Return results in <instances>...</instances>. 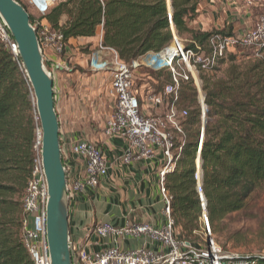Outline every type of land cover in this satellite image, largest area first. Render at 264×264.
Listing matches in <instances>:
<instances>
[{"label":"trees","instance_id":"16d2710c","mask_svg":"<svg viewBox=\"0 0 264 264\" xmlns=\"http://www.w3.org/2000/svg\"><path fill=\"white\" fill-rule=\"evenodd\" d=\"M198 4V0H170L169 6L166 0H63L44 20L62 34L66 46L72 40L97 38L100 32L101 47L113 50L119 62L129 65L171 43L169 13L177 36L189 38L205 55L210 53L212 35L235 36L231 26L228 33L192 29ZM22 6L35 26L38 20ZM239 58L244 61L238 62ZM149 71L161 91L171 82L166 70ZM199 79L207 107L200 182L212 233L218 223L242 211L264 185V60L256 59L252 50L235 49L219 58L211 71H200ZM177 107L190 110L181 122L186 142L174 171L165 177V188L178 239L195 244L202 218L194 180L200 111L191 80L180 83ZM38 131L33 93L18 57L0 43V264H33L23 244L22 201ZM242 261L264 264V256Z\"/></svg>","mask_w":264,"mask_h":264},{"label":"built area","instance_id":"2783aa9c","mask_svg":"<svg viewBox=\"0 0 264 264\" xmlns=\"http://www.w3.org/2000/svg\"><path fill=\"white\" fill-rule=\"evenodd\" d=\"M61 1L63 0H25L27 9L32 10L31 14L38 20L37 24L32 26L36 30L44 60L51 51L57 58L63 59L67 49L62 34L52 29L44 20L51 9ZM255 1L245 0V6H252ZM166 3L169 6L170 0H166ZM169 26L173 38L171 43L160 52L149 54L143 60L129 65L121 63L113 50L103 49L99 42L97 52L92 54L89 63L91 71H103L110 77V95L114 97V107L105 122L103 136L124 142L126 148L122 161L129 163L133 159H148L155 152L160 153L161 167L158 178L159 194L165 215L164 225L160 228L150 224H126L123 227H113L108 223H100L91 233L97 237L109 239L114 246L97 252H87L84 248L74 247L70 242L73 264L243 263V259L240 262L235 261L234 256L224 253L213 242L206 218V202L201 191L199 157L207 107L199 72L211 71L217 60L232 49H250L256 59L264 60V6L257 24L241 36L212 35L209 40L208 55H205L197 44L193 42L186 44L177 36L170 13ZM0 43L5 45L14 57H18L13 38L1 18ZM190 44L193 46L190 47ZM101 52H107L110 59L105 55L98 57L97 54ZM142 66L153 72L166 70L170 74L171 82L158 93L144 86L139 87L138 91L135 90L133 71ZM50 70L53 74L64 71V64H54L50 66ZM189 80L195 87L200 111V139L195 155L194 172L202 211L200 232L202 244L200 245L178 239L174 223L170 218V197L165 188V177L174 171L186 142V133L178 119H185L188 111L178 110L177 102L180 83ZM40 140V131H38L33 148L34 160L31 175L22 201L23 244L33 264H50L46 240L47 183L42 168ZM71 152L83 160L84 171L80 180L68 185V196L76 195L87 187L96 188L108 176L110 169L106 157L94 144L78 140L72 145ZM127 237L142 239V247L129 251L118 249L116 245ZM156 245L157 250L154 251L152 246Z\"/></svg>","mask_w":264,"mask_h":264},{"label":"rangeland","instance_id":"374dc122","mask_svg":"<svg viewBox=\"0 0 264 264\" xmlns=\"http://www.w3.org/2000/svg\"><path fill=\"white\" fill-rule=\"evenodd\" d=\"M198 1V17L204 15L201 22L209 26L205 31H198L224 29L228 33L231 26L235 36H241L257 24L264 6L263 0H256L250 7L245 6V0ZM213 4L214 10L211 9ZM28 11L32 13V10ZM208 13L212 15L207 16ZM179 38L186 44L190 42L187 37ZM93 45L94 41L91 44H68L71 55L67 59L71 72L55 77L54 97L60 127L63 130L70 128L72 135L96 145V140L102 136L105 122L112 113L114 97L110 95L108 73L91 71L89 68L92 54L97 52ZM234 51L229 50L227 54ZM97 55H105L110 59L107 52ZM240 61L244 60L239 58L238 62ZM45 68L51 72L49 65H45ZM133 76L135 90L138 91L139 87L144 86L152 92L161 91L156 88L157 83L153 81L149 69L144 66L136 68ZM183 108L177 107L178 110ZM187 111L190 113L189 109ZM182 120L179 118L178 122L181 124ZM198 239H195V244H202V236ZM211 239L224 253L234 256L237 262L250 256H264V185L252 194L242 211L227 217L214 227Z\"/></svg>","mask_w":264,"mask_h":264},{"label":"crops","instance_id":"0c3cea01","mask_svg":"<svg viewBox=\"0 0 264 264\" xmlns=\"http://www.w3.org/2000/svg\"><path fill=\"white\" fill-rule=\"evenodd\" d=\"M18 1L24 5V0ZM214 8L213 4L211 9ZM211 15L212 13L207 14ZM204 17L200 15L197 21L191 23V28L197 31L207 30L209 26L201 22ZM100 39L99 32L97 38L72 40L69 45L91 44L94 41L93 49H96ZM70 51L67 46L63 59L57 58L51 51L45 59L49 66L64 64V71L54 73V86L55 77L71 72L67 59L71 55ZM65 119L68 117L65 116ZM78 140L80 137L72 135L70 128L63 130L60 127L61 153L68 185L83 177L84 162L71 152L72 145ZM95 144L110 165L108 176L96 188L87 187L76 195H70L68 203L69 240L74 247L84 248L87 252H97L114 246L109 239L91 233L100 223H108L113 227L150 224L160 228L165 222L163 202L159 194L160 153L155 152L148 159H133L124 163L122 156L126 147L120 139H107L102 134ZM142 245V239L127 237L120 240L116 247L121 251H129L141 248ZM152 248L156 251L157 245Z\"/></svg>","mask_w":264,"mask_h":264},{"label":"water","instance_id":"95a60500","mask_svg":"<svg viewBox=\"0 0 264 264\" xmlns=\"http://www.w3.org/2000/svg\"><path fill=\"white\" fill-rule=\"evenodd\" d=\"M0 18L16 45L22 71L33 93L40 125V155L48 196L46 240L50 264H73L68 224V182L55 110L54 77L45 68L36 30L27 10L14 0H0Z\"/></svg>","mask_w":264,"mask_h":264}]
</instances>
